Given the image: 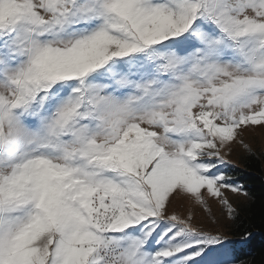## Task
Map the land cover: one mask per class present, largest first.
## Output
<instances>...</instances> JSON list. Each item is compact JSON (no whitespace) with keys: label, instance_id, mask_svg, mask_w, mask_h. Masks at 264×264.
<instances>
[{"label":"snow or ice","instance_id":"1","mask_svg":"<svg viewBox=\"0 0 264 264\" xmlns=\"http://www.w3.org/2000/svg\"><path fill=\"white\" fill-rule=\"evenodd\" d=\"M256 126L264 0H0V264H244L169 206L236 225Z\"/></svg>","mask_w":264,"mask_h":264},{"label":"trees","instance_id":"2","mask_svg":"<svg viewBox=\"0 0 264 264\" xmlns=\"http://www.w3.org/2000/svg\"><path fill=\"white\" fill-rule=\"evenodd\" d=\"M228 173L250 194V199L238 204L244 211L227 233L235 240L240 239L237 226L248 227L254 234L253 241L249 245H238L237 255L244 264H264V152L245 154L240 166L230 168Z\"/></svg>","mask_w":264,"mask_h":264},{"label":"rangeland","instance_id":"3","mask_svg":"<svg viewBox=\"0 0 264 264\" xmlns=\"http://www.w3.org/2000/svg\"><path fill=\"white\" fill-rule=\"evenodd\" d=\"M241 139L249 146L251 152H264V128L256 126L254 129L246 130L241 134ZM247 153L248 152L244 150L242 145L234 144L232 146L231 152L227 156L229 164L226 170L229 171V169L232 167L240 166L242 157ZM225 196L229 199L230 203H232L234 207L245 200L244 197L238 196L226 190ZM205 198L208 200L209 208L211 209L210 213L205 212L202 208H200V206L194 204L190 198L181 196H176L173 198L172 203L169 206V211H175L182 217L192 213L194 216L193 222L202 227L205 231L213 233L219 231L221 233H225L229 239L235 240L228 235V229L222 227V225L230 224L231 222L228 221L224 215L219 201L208 198L206 194ZM213 220H217L218 223L213 224Z\"/></svg>","mask_w":264,"mask_h":264}]
</instances>
